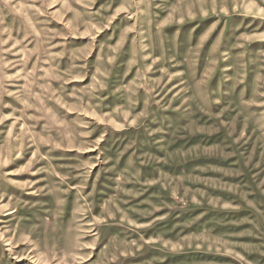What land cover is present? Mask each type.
I'll use <instances>...</instances> for the list:
<instances>
[{
    "label": "rangeland",
    "instance_id": "1",
    "mask_svg": "<svg viewBox=\"0 0 264 264\" xmlns=\"http://www.w3.org/2000/svg\"><path fill=\"white\" fill-rule=\"evenodd\" d=\"M0 264H264V0H0Z\"/></svg>",
    "mask_w": 264,
    "mask_h": 264
}]
</instances>
